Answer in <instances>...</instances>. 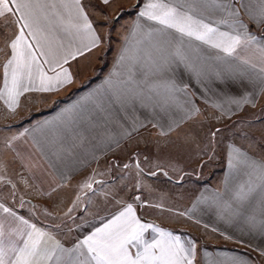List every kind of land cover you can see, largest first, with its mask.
Segmentation results:
<instances>
[{
  "label": "crops",
  "instance_id": "crops-1",
  "mask_svg": "<svg viewBox=\"0 0 264 264\" xmlns=\"http://www.w3.org/2000/svg\"><path fill=\"white\" fill-rule=\"evenodd\" d=\"M148 2L81 0L101 43L64 65L73 82L58 91L23 93L14 112L0 99V109L17 116L39 108L40 101L76 92L22 131L15 127L5 130L8 137L0 142V148H5L0 151V203L65 246L83 239L132 204L142 223L170 231L186 244L194 243V264L218 260L264 264V234L250 230L241 220L222 218L211 202L216 193L229 197L248 179L242 169L229 168L233 146L264 161V92L258 82L197 83L180 68L176 78L188 87L177 93L175 106L167 114L150 106H136L114 112L107 131L80 128L76 131L82 139L74 141L72 131H65L63 148L52 142L57 129L63 127L65 110L104 86L117 71L125 45L135 44L143 32L161 27L139 16ZM244 19L247 21L246 16ZM137 24L141 29L134 40ZM16 28L13 18L0 19V90L3 65L9 58L8 41ZM221 28L226 30L223 25ZM61 38L65 47L56 49L58 56L81 46L76 38L63 34ZM146 46L147 42L141 45ZM201 47L202 55L215 54V50ZM104 52L109 55L105 69L100 61ZM99 69L103 71L97 75ZM245 95L250 103L233 102ZM193 106L198 111L187 116ZM7 183L14 193L3 192ZM85 183H92V188L84 187ZM4 215L0 210V216ZM157 235L149 229L145 238Z\"/></svg>",
  "mask_w": 264,
  "mask_h": 264
},
{
  "label": "snow or ice",
  "instance_id": "snow-or-ice-1",
  "mask_svg": "<svg viewBox=\"0 0 264 264\" xmlns=\"http://www.w3.org/2000/svg\"><path fill=\"white\" fill-rule=\"evenodd\" d=\"M139 16L161 27L135 40L141 29L136 25L132 32L135 44L129 42L122 49L117 71L104 86L65 110L63 127L57 129L53 143L63 148L65 131H72L74 141L82 139L76 131L80 128L107 131L113 113L120 110L150 106L167 114L175 106L177 93L188 87L176 78L180 68L197 83L258 82L264 92V0H149ZM9 17L17 28L8 41L0 99L13 112L25 92H53L70 85L72 75L64 65L101 43L81 0H0V19ZM61 34L80 40L81 46L58 56L56 49L65 47ZM145 42L147 46L141 47ZM201 46L215 54L202 55ZM233 102L251 101L245 95ZM195 111L193 106L186 115ZM228 165L242 169L248 179L229 197L216 193L211 202L222 218L241 220L250 230L264 234V161L233 146ZM84 187L91 189L92 183ZM0 210L6 214L0 216V264H194L196 258L194 243L186 244L170 231L142 223L132 204L71 246L2 203ZM149 229L158 235L146 239ZM231 264L240 262L232 260Z\"/></svg>",
  "mask_w": 264,
  "mask_h": 264
},
{
  "label": "rangeland",
  "instance_id": "rangeland-1",
  "mask_svg": "<svg viewBox=\"0 0 264 264\" xmlns=\"http://www.w3.org/2000/svg\"><path fill=\"white\" fill-rule=\"evenodd\" d=\"M108 60H109V55L107 52H104L103 55L101 56V59H100L104 69H105L104 65L107 64ZM99 66H101V64ZM101 71H103V70L99 69L97 75H100ZM75 94H76V92L74 90L71 93H69L66 97L64 95V96L57 97L54 99L51 98L48 100L40 101L39 104H37V107H39V108H34L33 111L31 112V110H30L29 113L26 112L27 113L26 115L22 114V115H17V116L16 115L8 116L7 114L4 113L3 109H0V142L3 143L4 140L6 139V137H8V132H5L6 129H10V128L15 127L18 132L22 131L31 122L37 120L38 117H40V116L42 117V115H45V114L49 113L51 110L56 109L58 106H60V104H62L67 99L72 98ZM47 104H49V106H46ZM12 132H13V130H12ZM4 150H5V148L2 146L0 148V151H2V153H3ZM210 166H211L210 169L212 170L213 165H210ZM1 178H2V176H0V179ZM0 184H1V180H0ZM2 188L4 189L3 192H10L11 191L12 193H14L12 185H10L9 183L4 184ZM14 198L17 199L16 195H14ZM35 213L37 215V210L35 211Z\"/></svg>",
  "mask_w": 264,
  "mask_h": 264
}]
</instances>
